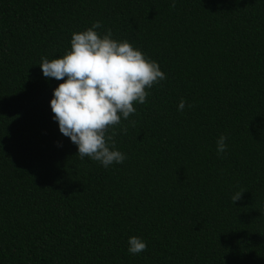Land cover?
<instances>
[{
    "label": "trees",
    "instance_id": "obj_1",
    "mask_svg": "<svg viewBox=\"0 0 264 264\" xmlns=\"http://www.w3.org/2000/svg\"><path fill=\"white\" fill-rule=\"evenodd\" d=\"M171 3L0 0V264H264V0ZM97 21L167 77L108 168L60 133L39 66Z\"/></svg>",
    "mask_w": 264,
    "mask_h": 264
},
{
    "label": "clouds",
    "instance_id": "obj_2",
    "mask_svg": "<svg viewBox=\"0 0 264 264\" xmlns=\"http://www.w3.org/2000/svg\"><path fill=\"white\" fill-rule=\"evenodd\" d=\"M172 0L171 8H175ZM99 21L83 32L73 33L71 50L63 57L49 60L42 57L39 65L45 78L63 80L53 91L50 107L60 133L77 146L81 161L89 158L104 168L122 164L126 155L115 150L116 128L121 121L136 113L134 104H145L150 90L166 75L158 63L147 58L127 40L112 38V31L100 35ZM192 107V105H188ZM181 99L178 111H183ZM135 125V121H130ZM122 131L127 132L123 126ZM227 136L216 142L217 155L224 158ZM245 191H236L232 203ZM128 252L139 255L147 251V243L139 237L128 240Z\"/></svg>",
    "mask_w": 264,
    "mask_h": 264
}]
</instances>
